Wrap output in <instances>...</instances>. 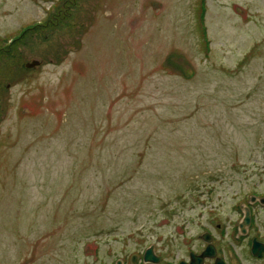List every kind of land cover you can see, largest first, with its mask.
Returning <instances> with one entry per match:
<instances>
[{"label": "rangeland", "instance_id": "374dc122", "mask_svg": "<svg viewBox=\"0 0 264 264\" xmlns=\"http://www.w3.org/2000/svg\"><path fill=\"white\" fill-rule=\"evenodd\" d=\"M60 2L0 0V47L43 24L0 53V264L182 254L264 194V0Z\"/></svg>", "mask_w": 264, "mask_h": 264}, {"label": "flooded vegetation", "instance_id": "af4514ba", "mask_svg": "<svg viewBox=\"0 0 264 264\" xmlns=\"http://www.w3.org/2000/svg\"><path fill=\"white\" fill-rule=\"evenodd\" d=\"M226 200V201H225ZM226 202V204H224ZM225 208L226 211H225ZM249 221L246 222V215ZM204 214H202V217ZM212 218L203 217L197 242L174 254L169 245L149 246L141 253L115 259H96L98 264H264V194L243 190L215 199ZM206 218V220H205ZM208 234L205 242L201 236ZM152 248L153 258L144 255ZM208 249V252H207Z\"/></svg>", "mask_w": 264, "mask_h": 264}, {"label": "trees", "instance_id": "16d2710c", "mask_svg": "<svg viewBox=\"0 0 264 264\" xmlns=\"http://www.w3.org/2000/svg\"><path fill=\"white\" fill-rule=\"evenodd\" d=\"M63 2H64V0H61L60 4H59L58 6H56V7H58L57 9H59V8L62 6ZM55 9H56V8H55ZM202 16H203V15H202ZM202 16H201V22H202V19H203ZM50 18H51V16H50ZM50 18H49V19H50ZM42 25H43V24H38V23H36V24H34V25H30V26L25 27L24 29H22V31H20V33H18L16 36H14V37L10 40L9 43L6 42V43H4V44L0 47V53H6V52H8V51L10 50L12 44L17 43L19 40L22 39L23 36H25V35L28 34V33H31L35 28H38V27H40V26H42Z\"/></svg>", "mask_w": 264, "mask_h": 264}, {"label": "water", "instance_id": "95a60500", "mask_svg": "<svg viewBox=\"0 0 264 264\" xmlns=\"http://www.w3.org/2000/svg\"><path fill=\"white\" fill-rule=\"evenodd\" d=\"M38 64H39L38 62L34 61V62H32L31 64H27V65H25V68H27V69H28V68H34V67L37 66ZM245 221H246V222L249 221V216H248V214L246 215ZM207 237H208V234H207V235H203V236H201V239L204 240L205 242H209ZM207 252H208V249H207ZM144 258H145V259L153 258V256H152V248H150V249H148V250L146 251V253H145V255H144ZM192 264H194V263L192 262Z\"/></svg>", "mask_w": 264, "mask_h": 264}]
</instances>
